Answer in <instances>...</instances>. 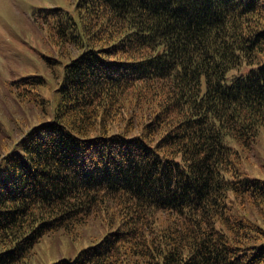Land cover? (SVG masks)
<instances>
[{
  "label": "trees",
  "instance_id": "trees-1",
  "mask_svg": "<svg viewBox=\"0 0 264 264\" xmlns=\"http://www.w3.org/2000/svg\"><path fill=\"white\" fill-rule=\"evenodd\" d=\"M74 13L78 28L38 13L54 44L83 48L46 57L60 64L51 118L0 153V264L95 215L116 227L50 264H264V180L241 170L264 138V0H75ZM9 85L44 108L43 77Z\"/></svg>",
  "mask_w": 264,
  "mask_h": 264
},
{
  "label": "rangeland",
  "instance_id": "rangeland-1",
  "mask_svg": "<svg viewBox=\"0 0 264 264\" xmlns=\"http://www.w3.org/2000/svg\"><path fill=\"white\" fill-rule=\"evenodd\" d=\"M75 0H0V153L12 146V139L21 133L22 123L27 125L50 120L57 94L54 91L57 67L49 71L46 57H55L60 62L81 52L83 46L77 38L61 47L46 35L38 13L44 8H58L75 16ZM61 48L62 53L59 52ZM26 75H39L45 85L39 88L45 99L44 108L14 101L9 85L12 80ZM14 133V134H13ZM241 170L248 175L264 180V138L256 142L244 154ZM98 215L89 216L83 224L66 232L63 229L44 234L17 264H50L58 259H71L86 246L96 243L102 235L113 230L116 222L109 224ZM255 219L254 217H251ZM261 225L263 221L258 219Z\"/></svg>",
  "mask_w": 264,
  "mask_h": 264
}]
</instances>
